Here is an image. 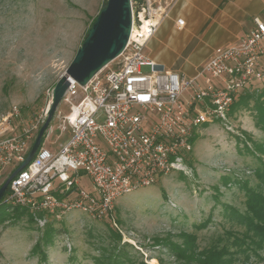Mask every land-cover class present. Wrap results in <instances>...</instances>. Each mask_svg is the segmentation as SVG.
Instances as JSON below:
<instances>
[{
    "label": "rangeland",
    "instance_id": "rangeland-1",
    "mask_svg": "<svg viewBox=\"0 0 264 264\" xmlns=\"http://www.w3.org/2000/svg\"><path fill=\"white\" fill-rule=\"evenodd\" d=\"M173 1L160 0L163 6ZM105 2L0 0V117L12 105L25 115L48 106ZM263 90L264 82L254 83L244 91L252 95L247 105L230 110L223 122L199 126L185 172L125 194L101 219L79 211L61 217L29 211L32 219L18 220L7 215L0 222V264H196L169 249L182 252L187 235L194 239L187 250L192 254L213 250L219 264H264V237L243 221L246 187L264 194V121L254 106L258 98L264 102ZM67 110L60 102L51 123ZM57 132L50 140L64 141L67 136L57 139ZM80 181L90 188L87 176ZM5 208L1 200L0 217ZM48 228L52 241L44 244Z\"/></svg>",
    "mask_w": 264,
    "mask_h": 264
},
{
    "label": "built area",
    "instance_id": "built-area-1",
    "mask_svg": "<svg viewBox=\"0 0 264 264\" xmlns=\"http://www.w3.org/2000/svg\"><path fill=\"white\" fill-rule=\"evenodd\" d=\"M130 6L124 49L86 84L70 79L61 100L67 112H58L57 123L50 122L32 159L8 184L2 201L11 208L101 219L125 194L185 172L199 126L226 120L239 93L264 82V17L255 16L243 37L217 46L195 74L184 75L145 53L172 4L130 0ZM174 23L184 26L182 18ZM51 97L52 91L49 104ZM49 104L28 115L12 105L0 117V179L24 160ZM55 130L57 139H66L52 142Z\"/></svg>",
    "mask_w": 264,
    "mask_h": 264
},
{
    "label": "crops",
    "instance_id": "crops-1",
    "mask_svg": "<svg viewBox=\"0 0 264 264\" xmlns=\"http://www.w3.org/2000/svg\"><path fill=\"white\" fill-rule=\"evenodd\" d=\"M255 16L264 17V0H174L145 53L163 67L193 75L217 46L243 37ZM176 18L184 20L182 28L175 25ZM148 46L155 47L154 53L146 52Z\"/></svg>",
    "mask_w": 264,
    "mask_h": 264
},
{
    "label": "water",
    "instance_id": "water-1",
    "mask_svg": "<svg viewBox=\"0 0 264 264\" xmlns=\"http://www.w3.org/2000/svg\"><path fill=\"white\" fill-rule=\"evenodd\" d=\"M130 28V0H106L74 57L64 73L56 81L52 89L47 117L39 128L24 160L12 170L0 185V201L8 188L10 180L32 159L69 86L70 79L75 80L80 85L86 84L99 69L114 59L124 49L129 38Z\"/></svg>",
    "mask_w": 264,
    "mask_h": 264
},
{
    "label": "trees",
    "instance_id": "trees-1",
    "mask_svg": "<svg viewBox=\"0 0 264 264\" xmlns=\"http://www.w3.org/2000/svg\"><path fill=\"white\" fill-rule=\"evenodd\" d=\"M245 91V90H244ZM242 91L239 93L238 97L235 99L234 103L231 106L230 110H234L240 105H247L248 100L252 97L250 94H245V92ZM244 93V94H243ZM260 96L264 95V90L259 94ZM263 100L260 101L259 98L255 102V108L257 109L258 116L262 121H264V108H263ZM263 182H264V176L262 177ZM247 198H246V205H247V214L244 215V223L247 225V229L252 231L253 233L257 234L260 237H264V194L260 192H256L254 190H249L247 189ZM3 204H5L2 201ZM6 213L0 217V222L5 220V217L9 215L12 217L14 220H18L22 216H30L31 214L27 208L24 207H10L9 205L6 204L5 208ZM11 211V212H9ZM32 219V218H31ZM52 228H48L47 231L45 232L43 236V243L44 244H49L52 241ZM116 235L119 237L120 235L116 233ZM193 240L191 235H187V237L184 240V246L182 248V252L179 250V247L177 246H172L171 244L169 245V249H173L172 251L177 254L184 256L187 261H191V259H194L196 264H219L220 261L218 260L219 258V253L216 251H210L207 254H201V253H196L192 254L191 252L187 251L191 248V245L193 243ZM38 245V244H37ZM35 246V248L37 247ZM202 255V257H200ZM222 263V262H221ZM146 264V263H142Z\"/></svg>",
    "mask_w": 264,
    "mask_h": 264
}]
</instances>
